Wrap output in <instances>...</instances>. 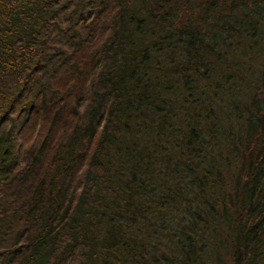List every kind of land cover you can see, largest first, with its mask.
I'll list each match as a JSON object with an SVG mask.
<instances>
[{"label": "trees", "instance_id": "obj_1", "mask_svg": "<svg viewBox=\"0 0 264 264\" xmlns=\"http://www.w3.org/2000/svg\"><path fill=\"white\" fill-rule=\"evenodd\" d=\"M0 264H264V0H0Z\"/></svg>", "mask_w": 264, "mask_h": 264}]
</instances>
